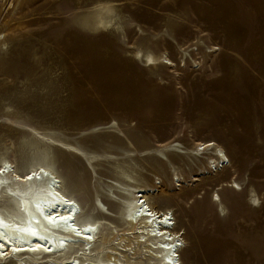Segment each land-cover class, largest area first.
Wrapping results in <instances>:
<instances>
[{
	"label": "rangeland",
	"instance_id": "obj_1",
	"mask_svg": "<svg viewBox=\"0 0 264 264\" xmlns=\"http://www.w3.org/2000/svg\"><path fill=\"white\" fill-rule=\"evenodd\" d=\"M96 1L0 0V41H8L0 53V106L19 112L13 121L59 129L70 139L104 125L87 136L89 147L112 139L105 130L112 121L138 150L213 140L230 159L224 175L209 181L203 168L207 178L198 170L181 176L180 189L167 184L165 203L173 205L184 238L180 260L264 264V0H114L127 20L123 35L79 24ZM196 43L179 65V47ZM138 44L165 51L177 66H142L129 50ZM6 121L0 113V148ZM56 156L59 169L77 178L76 197L87 208L96 189L92 168L76 155ZM234 179L242 190L226 185ZM161 188L154 187L156 201ZM213 192L225 209L212 202Z\"/></svg>",
	"mask_w": 264,
	"mask_h": 264
},
{
	"label": "bare ground",
	"instance_id": "obj_2",
	"mask_svg": "<svg viewBox=\"0 0 264 264\" xmlns=\"http://www.w3.org/2000/svg\"><path fill=\"white\" fill-rule=\"evenodd\" d=\"M118 5L114 0H97L78 22L89 30L123 35L127 20ZM197 44L179 47V65L188 59L183 56L198 50ZM7 46L8 41H0V53ZM129 50L132 58L147 68L177 66L165 51L155 52L141 44ZM12 107L7 103L0 106L7 120L2 123L7 129L5 140H12L13 133L22 136L15 142L4 140L0 148V264H183L180 252L185 247L184 238L177 228L173 205L165 203L171 195L167 184H177L180 189L184 185L181 176L193 171L199 175L198 170L207 178L203 168L208 170L209 181L224 175L230 159L219 144L207 139L186 146L175 139L138 150L112 121L105 129L112 139L89 147L92 138L87 136L104 131V125H93L79 139H70L59 129L11 120V115L19 113ZM96 146L101 148L96 150ZM59 153L76 155L89 170L92 168L90 177L95 179L96 189L89 207L76 197L77 178L57 166ZM205 156L210 159V168ZM96 167L111 174L103 176ZM163 175L164 182L160 179ZM157 184L162 188L156 201ZM226 185L242 190L235 179ZM108 191L115 197L106 194ZM254 191L248 196L252 204L259 200ZM211 197L212 202L218 200L217 207L225 209L218 192ZM24 248L27 250L20 251Z\"/></svg>",
	"mask_w": 264,
	"mask_h": 264
},
{
	"label": "snow or ice",
	"instance_id": "obj_3",
	"mask_svg": "<svg viewBox=\"0 0 264 264\" xmlns=\"http://www.w3.org/2000/svg\"><path fill=\"white\" fill-rule=\"evenodd\" d=\"M149 63H152V61L149 59ZM165 222H167V218H165ZM90 239V237H89ZM3 245H0V247H2Z\"/></svg>",
	"mask_w": 264,
	"mask_h": 264
}]
</instances>
